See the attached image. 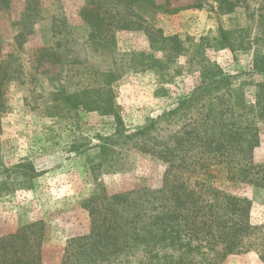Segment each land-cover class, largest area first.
<instances>
[{
    "label": "rangeland",
    "instance_id": "1",
    "mask_svg": "<svg viewBox=\"0 0 264 264\" xmlns=\"http://www.w3.org/2000/svg\"><path fill=\"white\" fill-rule=\"evenodd\" d=\"M12 2L9 15L0 12V57H16L12 66L22 74L4 88L0 160L1 169L18 164L24 167L13 172L7 195L0 198V236L43 221L42 264H62L68 241L91 232L90 214L82 203L97 186L102 185L110 194L162 187L169 163L141 148L151 147L149 135L160 130L167 135L181 127L184 122L178 113L171 116L169 112L200 85L204 66L218 64L233 77L234 86L246 83V100L255 103L253 84L264 76L253 73L254 49H246V40L250 34L249 41L254 42L258 35L257 28L250 29L254 19L261 15L264 22V0H246L249 8L255 9L253 16L241 5L225 14L220 0H155L154 5L160 7L154 17L155 28L165 36H181V43H158L154 36L150 46L143 31H121L114 53L96 52L88 44L89 30L80 17L87 0H40L39 16L32 19L33 33L19 47L15 36L24 0ZM56 23L73 33L72 42L65 46L71 49L70 61L80 62L70 67L73 71L51 60L53 53L65 51L58 49L62 37L54 34ZM222 33L238 39L235 53L225 47ZM262 44L264 51V41ZM133 52L145 55L133 59ZM62 86L65 94L95 88L97 98L112 91L123 123L121 133L116 134L110 111L65 107ZM161 116L162 122L151 128V122ZM257 125L260 139L253 160L264 164V121ZM146 126L149 130L139 133ZM122 131L128 139L121 138ZM105 142L111 146H104ZM115 160L119 167L107 169ZM4 177L0 175V180ZM213 182L230 194L248 198L252 202L251 221L264 225V188L229 183L224 177ZM141 253L122 258L138 262ZM119 262L124 264L121 259ZM221 264L264 263L250 252L228 255Z\"/></svg>",
    "mask_w": 264,
    "mask_h": 264
},
{
    "label": "trees",
    "instance_id": "2",
    "mask_svg": "<svg viewBox=\"0 0 264 264\" xmlns=\"http://www.w3.org/2000/svg\"><path fill=\"white\" fill-rule=\"evenodd\" d=\"M220 1L225 14L241 5L245 12H251L250 16L255 15V9L251 10L246 0ZM154 3L155 0H87L80 17L89 30L88 44L96 52L114 53L118 32L143 31L149 43L156 36L158 43L178 45L181 36H165L160 28H155L154 17L160 7ZM12 5V0H0V12L9 15ZM40 5V0H24L15 36L19 47L33 33L32 19L39 16ZM60 25L56 23L53 31L55 36L62 37L58 49L65 51L53 53L51 60L68 67L66 71H73L70 67L80 62L70 61L71 49L65 47L72 42L73 33ZM261 27L264 22L260 15L250 25V29L257 28L258 35L253 42L249 41V34L246 49H254L253 73L264 76V28ZM222 34L227 43L225 47L235 53L238 48L234 43L238 39L232 40L230 33ZM202 52L205 55L206 50ZM143 53L133 52L132 58ZM16 60L13 55H8V59L0 57V109L5 105L6 84L22 74L21 69L12 66ZM75 71L81 74L79 69ZM232 81L233 77L218 64L208 63L203 67L200 85L175 111L169 112L171 116L178 113V118L184 122L181 127L171 134L164 135L160 130L155 136L149 135L151 143L153 141L151 147L141 148L169 163L162 187L110 194L102 185L97 186L82 203L90 214L91 232L68 241L62 264H112L120 263V259L124 264H221L228 255L250 252H255L264 263V225L251 221L252 202L230 194L213 182L224 177L229 183L264 188V164L253 160L260 139L257 124L264 121V80L253 84L254 104L246 100V83L234 86ZM63 89L62 86L65 107L110 111L116 134L121 133L123 123L112 91L97 98L95 88L87 87L70 94H65ZM162 120L161 116L152 121L151 128ZM150 126L139 133L149 130ZM123 131L121 138L128 139ZM104 146L111 145L105 142ZM2 165L0 160V175H5L0 180V198L7 195L5 191L10 189L13 172L24 167L18 164L1 169ZM116 165L119 167L118 161L106 167L113 169ZM45 232L44 222L37 221L13 234L0 236V264H42ZM137 252H142L138 262L122 258Z\"/></svg>",
    "mask_w": 264,
    "mask_h": 264
}]
</instances>
